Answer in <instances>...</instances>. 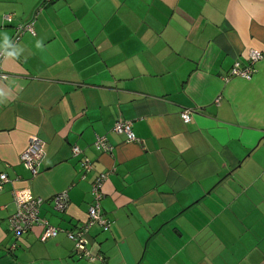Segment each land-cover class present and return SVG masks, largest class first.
I'll return each mask as SVG.
<instances>
[{
    "label": "crops",
    "instance_id": "0c3cea01",
    "mask_svg": "<svg viewBox=\"0 0 264 264\" xmlns=\"http://www.w3.org/2000/svg\"><path fill=\"white\" fill-rule=\"evenodd\" d=\"M31 21L34 34L13 42L19 57L0 59V264H264V58L251 79L230 76L264 51V0H0V44ZM118 120L139 141L116 133ZM33 136L45 153L34 177L20 158ZM97 136L111 152L96 150ZM106 171L110 227L90 229L104 258L91 263L65 230L87 219ZM24 187L56 237L10 230Z\"/></svg>",
    "mask_w": 264,
    "mask_h": 264
},
{
    "label": "built area",
    "instance_id": "2783aa9c",
    "mask_svg": "<svg viewBox=\"0 0 264 264\" xmlns=\"http://www.w3.org/2000/svg\"><path fill=\"white\" fill-rule=\"evenodd\" d=\"M49 1V0H47ZM29 31L34 34L33 22H29L25 26L18 28L16 35L14 36L12 43L18 39L22 31ZM4 56L3 51H0V59ZM264 58V51L257 49L249 50L247 54V66L240 67V63L236 61L230 70V76H239L245 79H251L255 70V63ZM7 74L0 71V79H6ZM193 110L185 109L181 112V118L184 123H188L191 120ZM113 130L118 134L126 136L129 142L139 141L133 130L131 121L115 122ZM44 143L36 136L31 137L28 146L21 154V162L23 166L34 177L39 173L42 160L44 158ZM94 147L101 152H111L112 146L109 144L105 136H97L94 141ZM72 153L74 156H79L81 149L78 146L72 147ZM82 178L85 174L92 170L91 162L85 158L81 160ZM110 171L99 173L93 181L92 193L93 201L88 208L87 219L80 224L76 229L65 230L67 237L74 243L75 251L80 258H83L91 263H101L104 258L100 253H93L90 250L89 231L92 227L97 226L103 229L110 227V221L104 216L101 201L104 197L103 185L107 180ZM9 182V178L5 173L0 174V191H3L5 185ZM13 202L16 206L15 211L9 216L8 222L10 230L16 237L25 234L32 230L37 225L41 228L39 234V240L45 242L49 239L56 237L61 231V228L52 226L49 222L40 216V208L43 200L39 197H34L29 187L15 189L13 191ZM53 208L57 212H65L69 207V195L67 190L56 194L52 198ZM15 244L12 246L14 247Z\"/></svg>",
    "mask_w": 264,
    "mask_h": 264
},
{
    "label": "clouds",
    "instance_id": "9594fccd",
    "mask_svg": "<svg viewBox=\"0 0 264 264\" xmlns=\"http://www.w3.org/2000/svg\"><path fill=\"white\" fill-rule=\"evenodd\" d=\"M36 46L38 48L42 47L40 41H37ZM10 49V50H9ZM0 51H3L4 55L9 58H17L23 49L18 48L16 45H13L9 36L5 33L3 36V43L0 44ZM8 97V93L4 88L0 87V104L4 103L3 99Z\"/></svg>",
    "mask_w": 264,
    "mask_h": 264
}]
</instances>
